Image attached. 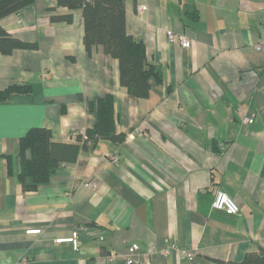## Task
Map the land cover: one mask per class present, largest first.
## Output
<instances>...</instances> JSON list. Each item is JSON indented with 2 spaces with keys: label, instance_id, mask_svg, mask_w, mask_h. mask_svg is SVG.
<instances>
[{
  "label": "crops",
  "instance_id": "1",
  "mask_svg": "<svg viewBox=\"0 0 264 264\" xmlns=\"http://www.w3.org/2000/svg\"><path fill=\"white\" fill-rule=\"evenodd\" d=\"M125 6L128 34L144 42L162 76L146 99L120 84L119 62L102 46L88 54L82 10L35 0L0 20L13 38L36 46L0 51V91L31 87L0 102V264H128L133 244L142 264H240L264 252V52L254 48L264 40V0ZM53 13L73 21L54 23ZM172 32L190 48L171 40ZM108 94L126 140H99L48 183L24 189L20 139L42 127L55 143L80 144L77 136L95 126L97 101ZM218 190L237 202L238 215L213 208ZM35 229L41 233L26 234ZM74 230L78 252L56 243ZM172 244L195 259L164 254Z\"/></svg>",
  "mask_w": 264,
  "mask_h": 264
},
{
  "label": "trees",
  "instance_id": "2",
  "mask_svg": "<svg viewBox=\"0 0 264 264\" xmlns=\"http://www.w3.org/2000/svg\"><path fill=\"white\" fill-rule=\"evenodd\" d=\"M35 0H0V20L17 14L34 3ZM59 7L71 11L82 10L84 22V44L88 54L96 46H102L107 55L118 60L120 84L127 88L135 99H146L152 89L151 81H162L160 69L150 63L143 41L128 34L126 28L125 0H56ZM54 11V10H53ZM50 20L54 23H72V14L53 13ZM33 44H26L13 38L0 26V51L10 55L17 49H34ZM30 86H10L0 91V102L7 101L14 95L29 94ZM97 122L87 130V140L83 144H60L52 140V132L47 128H32L20 139V171L18 180L26 190H35L50 181L56 168L74 161L78 154L93 150L99 140L123 143L125 134L116 130L117 115L115 99L108 94L97 101ZM83 134L77 136V141ZM217 150V148H216ZM27 151L30 157L26 156ZM8 172L12 174V158L6 156ZM30 180V184L28 181ZM240 264H264V252L259 255H247Z\"/></svg>",
  "mask_w": 264,
  "mask_h": 264
},
{
  "label": "built area",
  "instance_id": "3",
  "mask_svg": "<svg viewBox=\"0 0 264 264\" xmlns=\"http://www.w3.org/2000/svg\"><path fill=\"white\" fill-rule=\"evenodd\" d=\"M138 12H144L147 10L146 6H139L137 8ZM169 37L171 40H178L181 43V46L183 48H190L191 46V42L190 40H188L185 37L182 36H177L175 35L173 32L169 33ZM256 51H260V52H264V40L261 41L260 43H257L254 46ZM246 123H251L253 122L252 119H246L245 120ZM87 136L86 134H83V139L81 141H79L80 144H83V142L85 140H87ZM111 160L113 162L118 161V158L116 156H112ZM88 186L90 187H96L97 185L95 183H89ZM213 208L215 210H219L223 213H225L228 216H236L240 213V207L237 204V202L231 198L228 194H226L225 192L218 190L215 193L214 196V200H213V204H212ZM41 233V229H35V230H27L26 234L30 235V234H40ZM104 237L101 238V240H103ZM56 243H70L72 245V248L75 252H78V250L80 249L81 246V241H80V231L79 230H74L72 232V235L69 238H65V239H58L56 240ZM140 251V247L136 244L131 245L130 247H128V255H127V263L128 264H142L143 262L140 261V259L137 258L138 252ZM171 251H175L178 256L181 259H188L190 261L195 259V254L191 251H188L184 248H180L178 247L176 244H172L167 246L164 249V254H169ZM110 260H113V256L109 257Z\"/></svg>",
  "mask_w": 264,
  "mask_h": 264
}]
</instances>
